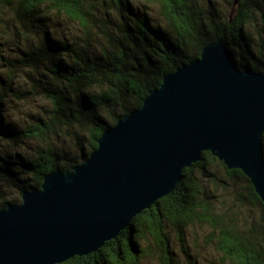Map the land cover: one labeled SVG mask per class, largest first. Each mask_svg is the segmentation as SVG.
Segmentation results:
<instances>
[{"label":"trees","instance_id":"16d2710c","mask_svg":"<svg viewBox=\"0 0 264 264\" xmlns=\"http://www.w3.org/2000/svg\"><path fill=\"white\" fill-rule=\"evenodd\" d=\"M218 1L0 0V36L14 51L6 57L0 42V209L21 202L48 173L84 162L105 130L206 45L224 39L240 69L264 72V0H239L232 17L235 0L225 9ZM66 19L78 24L79 34L64 31ZM37 97L51 105L43 115L26 126L12 122V101ZM67 136L72 141L62 139ZM30 140L38 142L30 155L4 146ZM197 227L219 255L213 264H264V202L241 169H229L210 151L117 238L57 264H143L148 256L157 264H183L172 233L188 262L202 264L203 252L197 258L189 252L188 234Z\"/></svg>","mask_w":264,"mask_h":264},{"label":"water","instance_id":"95a60500","mask_svg":"<svg viewBox=\"0 0 264 264\" xmlns=\"http://www.w3.org/2000/svg\"><path fill=\"white\" fill-rule=\"evenodd\" d=\"M263 133L264 72L240 69L224 39L210 43L105 130L84 162L48 173L0 209V264L97 252L173 192L205 151L241 169L264 202Z\"/></svg>","mask_w":264,"mask_h":264},{"label":"rangeland","instance_id":"374dc122","mask_svg":"<svg viewBox=\"0 0 264 264\" xmlns=\"http://www.w3.org/2000/svg\"><path fill=\"white\" fill-rule=\"evenodd\" d=\"M218 4L220 5V7H222V5H227V0H219ZM222 7V8H226V7ZM148 11L151 12V14L153 16H156V12H157V7L156 6H152L148 8ZM10 15V14H9ZM9 15L7 14L5 17H9ZM259 19H260V15H256ZM64 31L65 32H72V34H79V27L78 24L74 23V22H70L67 19L64 20ZM260 23H257L255 21L256 24H258L259 26H261L262 22L261 20L259 21ZM257 36V33H255ZM25 40H22L21 42L24 44ZM0 42L4 43V47H5V56H14L12 54H14V51H9V47L10 42H6V39H4L3 37L0 36ZM21 46V45H20ZM15 48V47H14ZM3 63V60L0 58V64ZM17 74L18 77L20 79L25 78V74L23 72H18ZM51 105L48 101H46L45 99H43L42 97H37V98H31L28 101L25 102H16V101H12L11 106H9L7 108V114L8 116L11 118L12 122H15L18 126H26L29 123H32L34 121V118L36 115H43L44 110L47 108H49ZM72 136H67V137H62V139L64 140H71ZM30 143H19V144H13V142H4V146L8 148V150H15L18 151L20 153H23L25 155H30L32 152H34V146L36 144H38L37 141L35 140H30ZM10 190V189H9ZM12 191V190H10ZM13 195H16V193H13ZM21 201H22V196H21ZM228 205H230V202L228 203ZM224 209V208H223ZM252 214L257 216V219L260 218V211L258 209H255L254 211H252ZM198 231L193 230L191 234H188V238H189V243H190V248H189V252L191 254V256L196 257L199 254V251L203 252V258L200 261L202 264H213V261L216 260L218 261V257L219 255L214 253L209 247H207L206 243L204 242V238L203 235L205 233V229L201 228V227H197ZM172 232H174L173 230H171ZM202 238V240H201ZM197 240V241H196ZM172 242L175 246L176 252L178 254V257L181 258L183 264H190L188 262V258L183 255V253L181 252L180 246L176 241L175 238V234L172 233ZM192 257V259H193ZM143 264H157L158 261L156 258L154 257H147L145 259L142 260ZM196 263V262H195Z\"/></svg>","mask_w":264,"mask_h":264}]
</instances>
